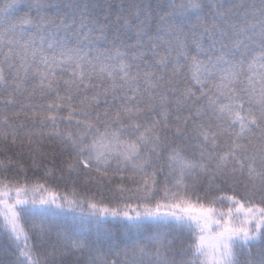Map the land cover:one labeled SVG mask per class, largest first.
Returning a JSON list of instances; mask_svg holds the SVG:
<instances>
[{
  "label": "snow or ice",
  "instance_id": "1",
  "mask_svg": "<svg viewBox=\"0 0 264 264\" xmlns=\"http://www.w3.org/2000/svg\"><path fill=\"white\" fill-rule=\"evenodd\" d=\"M0 237V264H264V0H3Z\"/></svg>",
  "mask_w": 264,
  "mask_h": 264
},
{
  "label": "trees",
  "instance_id": "2",
  "mask_svg": "<svg viewBox=\"0 0 264 264\" xmlns=\"http://www.w3.org/2000/svg\"><path fill=\"white\" fill-rule=\"evenodd\" d=\"M0 3H3V0H0ZM255 72L259 73L261 70L259 68L254 70ZM25 167H29L30 162L25 160ZM49 167H52L51 164H49ZM17 174V170H12L11 172L8 173L9 176H15ZM35 180H39L41 182H45V177L43 172H38L35 173V175L32 173L31 170H29L28 172V183H32ZM20 182H23V177L21 176ZM48 186L59 192L61 195L64 194H69L71 195L72 192V185L71 183H65L63 181H58L56 179H48L47 181ZM113 189H115L116 185L113 184L111 186ZM79 191H81V193L83 194V192L85 191L82 187L78 189ZM88 194L89 195H94L97 199H100L101 196H103L105 199H109L112 196V192L109 191L108 187H104V188H97V187H91L90 190H88ZM78 215V214H77ZM8 244V240L6 237H0V245H7Z\"/></svg>",
  "mask_w": 264,
  "mask_h": 264
}]
</instances>
